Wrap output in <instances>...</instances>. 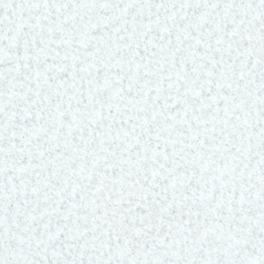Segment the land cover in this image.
<instances>
[{"label": "snow or ice", "instance_id": "6c2138e0", "mask_svg": "<svg viewBox=\"0 0 264 264\" xmlns=\"http://www.w3.org/2000/svg\"><path fill=\"white\" fill-rule=\"evenodd\" d=\"M0 264H264V0H0Z\"/></svg>", "mask_w": 264, "mask_h": 264}]
</instances>
